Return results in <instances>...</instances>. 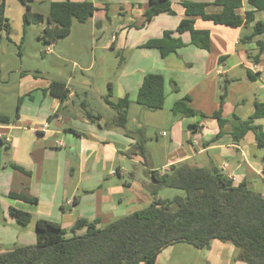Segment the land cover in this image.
I'll return each instance as SVG.
<instances>
[{
	"label": "crops",
	"instance_id": "crops-1",
	"mask_svg": "<svg viewBox=\"0 0 264 264\" xmlns=\"http://www.w3.org/2000/svg\"><path fill=\"white\" fill-rule=\"evenodd\" d=\"M15 1L19 2L17 6L12 0H5V17L13 29L12 42L0 30V115L14 118L22 99L19 121L0 124V254L37 242L36 229L18 225L11 215L12 208L30 213L35 225L46 220L69 231L79 219H85L98 220L99 226H106L148 207L153 200L152 172L164 174L175 164L189 163L207 169L216 166L234 185L245 183L264 196V146L259 145L253 132L239 143L231 136L233 115L246 120L255 113L256 102L264 103V51L260 53L258 46L259 42L264 43V35L246 40L253 36L257 22L264 23V11H256L255 20L239 28L197 18L195 27L211 32V51L191 45L187 32L181 35L186 46L177 54L162 58L158 50L143 46L162 38L165 31L177 32L186 18L181 2L206 3L208 13L213 14L221 11L214 6L215 0H172L175 15L161 14L146 25L150 0L120 1L115 9L116 19L122 23L118 26L120 33L112 35L105 45L95 43L93 29L99 21L110 20L111 7L103 0H99L100 4L90 0L97 7L92 20L81 28L75 26V21L68 37L45 49H52V54L47 55L53 56L56 73L48 68L31 71L22 61L5 59L7 43H14V39L23 44L29 31L38 33L40 42L41 34L33 27L43 31L46 26L25 25L26 8L20 0ZM62 1L65 0H35L32 10L47 16L50 3ZM45 2L46 11H37L35 4ZM247 10L255 9L244 0L240 14L244 16ZM60 41L65 44L59 48ZM67 41H71L68 47ZM109 48L130 52L132 58L117 76L106 75L104 62L99 65L96 74L101 82L96 90V52ZM72 56L78 60L68 67L65 63ZM257 57L258 64L254 61ZM255 65L260 66L261 72L253 70ZM148 74L165 78L166 102L161 111L153 112L137 104L139 89ZM4 76L7 82L3 81ZM55 81L65 83L70 91L64 101L48 92ZM109 84L114 102L125 98L131 101L126 129L114 124L117 111L105 100ZM224 88L227 95L223 118L229 123L223 136L209 144L221 132L213 115L221 108ZM243 94L251 97L242 98ZM188 96L191 106L203 117L173 115L174 104ZM2 99L10 100L14 114L5 110ZM191 125L199 127L193 130ZM254 125L264 131V118L255 120ZM154 130L166 138L162 153L148 148L149 143L159 142V137L151 136ZM140 144L145 147V157L133 152ZM12 164L22 170L13 169ZM164 193L163 189L158 198L178 196L173 192L162 196ZM10 194H24L38 201L33 204L10 198ZM189 247L192 246L178 244L165 249L156 264H246L236 260L233 245L218 240L212 242L209 250Z\"/></svg>",
	"mask_w": 264,
	"mask_h": 264
},
{
	"label": "trees",
	"instance_id": "trees-1",
	"mask_svg": "<svg viewBox=\"0 0 264 264\" xmlns=\"http://www.w3.org/2000/svg\"><path fill=\"white\" fill-rule=\"evenodd\" d=\"M26 8L24 23L26 25L46 24L40 35V41L52 45L68 37L75 21L87 24L97 11L90 1L51 2L47 16L34 13L32 4L35 0H20ZM255 10L240 14L244 0H215L214 6L221 9L219 13H208V4L182 1L186 18L180 23L177 35L165 31L162 38L152 39L143 47L156 49L162 58L186 46L181 38L183 33H190L191 45L211 51L212 41L209 30L195 27L196 19L202 18L216 25L239 28L255 20L256 11H264V0H246ZM150 7L145 13V24L161 14L175 15L172 0H150ZM108 12V9H106ZM6 2L0 4V30L11 41L12 26L5 17ZM264 35V23L254 25L253 37ZM260 53L264 43H258ZM258 64L259 57L254 59ZM175 90L178 91L177 88ZM48 92L64 101L70 91L65 83L53 82ZM112 84L108 85L106 102L117 111L115 126L126 129L129 121L131 101L129 98L114 102ZM227 95L224 88L221 96V108L214 113L221 132L209 144H215L224 134L223 129L229 123L223 118V106ZM20 99L14 118L0 115V124L10 125L20 119ZM165 78L161 74H148L139 89L137 104L156 112L165 107ZM188 96L177 101L173 115L184 118L203 117L191 106ZM255 113L246 120L234 116L233 131L235 142L239 143L248 132H253L260 146H264V131L254 125L255 120L264 118V103L256 102ZM193 130L199 126L191 125ZM2 140V139H1ZM4 141V140H2ZM5 142V141H4ZM134 153L145 157L146 150L140 144ZM13 169L22 170L12 164ZM154 183L150 190L152 203L143 210L117 219L106 226H99L100 221L89 222L79 219L71 230H65L46 220L36 225L37 242L34 245L16 246L13 250L0 254V264H156L159 255L167 248L178 244H187L204 251L211 248L212 242L218 240L236 248V260L246 264H264V196L253 191L245 183L234 185L221 169L214 166L209 169L189 163L175 164L169 171L160 174L152 172ZM163 189L184 192V196L172 199H159ZM10 198L37 204L24 194H10ZM11 215L19 225L27 227L32 223L28 212L12 208Z\"/></svg>",
	"mask_w": 264,
	"mask_h": 264
},
{
	"label": "rangeland",
	"instance_id": "rangeland-1",
	"mask_svg": "<svg viewBox=\"0 0 264 264\" xmlns=\"http://www.w3.org/2000/svg\"><path fill=\"white\" fill-rule=\"evenodd\" d=\"M103 1L105 4L106 3L110 4V7H111L110 8V20L103 19V21L102 20L99 21L97 24L94 25L93 31H94V35H95V43L99 44L100 42H103V45H105L109 41V39L112 38V35H118L120 33V31L118 30L119 29L118 26H121L122 23L118 19H116L115 9L119 7V4L121 3L120 1H123V0H103ZM12 2H13L14 6L15 5L17 6L19 4V2L15 1V0H12ZM34 3L32 4V6L34 5ZM97 4H100L99 0H97ZM35 6H36V10L40 11V12H45L47 9L46 2L44 4L36 3ZM100 24L102 25V27L99 28ZM75 26H79V28H81L84 25L82 23L76 22ZM33 28H35L34 30L39 31L40 34L42 33V30L38 29L39 27H33ZM12 33H13V29H12ZM36 35H38V33H36V32L33 33V32L29 31V33L27 34V38L25 36L23 44L18 43L14 39H13L14 43H11L12 41L10 43H7L8 49H7V52L5 55V59L7 61L17 62V63L22 61L24 67L26 69H30L31 71H35L37 69L48 68V70H51L52 72L53 71L56 72L57 71V64L53 62V56H49V55L41 52V49L43 51H45V49L49 45H45L42 41L38 42V38L36 37ZM60 42H59L58 47L60 45L65 44L62 41H60ZM70 42L68 43V41H67V43H66L67 47L71 45ZM88 45H89V52L91 53V44H88ZM96 55H97L96 57L98 60L97 67H96V70L94 72V75L96 76V77L94 76L95 82H96V84H95L96 90L99 89L100 82H101L99 80V78L97 77V74H96L98 69H99V65H101L104 62L106 65V69H107V70H105L107 72L106 75H110L112 73L113 76H117L118 74L121 75L123 73V71L125 70V68H127V67H125V62H128L129 59L132 58V53H130V52L119 51V50L113 51L110 48L106 49V50L98 49L96 52ZM76 56H78V55H76ZM86 56H87V53H86ZM72 57H73V59L71 61L65 63V65H67L68 67L73 66L75 59L78 60L77 57H75V56H72ZM123 58H125L124 62H123ZM7 79L8 78L5 79V76L3 77V81L6 80V82H7ZM8 85H10V83H8ZM249 96L251 97V94H243L242 98L243 97L249 98ZM1 102L3 103V107L5 108V110L9 114H14L15 109L13 110V104L10 102V100L2 99ZM151 136L154 139H156V137H159V140H158L159 142L153 143V144L149 143L148 144L149 150L152 149V150H154L155 153H158V152L162 153L161 148L164 147V142L166 141V138L161 137L159 130H154L151 133ZM164 192L165 193L162 196H165L168 192H173V195H175V193H176L178 196H184V192L179 191V190L164 189ZM17 224L19 225V223H17ZM20 226L23 227L22 225H20ZM27 227L29 229L32 227L35 231V229H36L35 221H33ZM27 227H24V228H27ZM189 248L193 249L192 247H189Z\"/></svg>",
	"mask_w": 264,
	"mask_h": 264
},
{
	"label": "built area",
	"instance_id": "built-area-1",
	"mask_svg": "<svg viewBox=\"0 0 264 264\" xmlns=\"http://www.w3.org/2000/svg\"><path fill=\"white\" fill-rule=\"evenodd\" d=\"M45 53H46V54H52V49H51V48L47 49ZM253 70H254L256 73H257V72H261V71H260V66H258V65H255V66L253 67ZM7 140L9 141L8 138H7ZM60 145H62V144H60Z\"/></svg>",
	"mask_w": 264,
	"mask_h": 264
},
{
	"label": "water",
	"instance_id": "water-1",
	"mask_svg": "<svg viewBox=\"0 0 264 264\" xmlns=\"http://www.w3.org/2000/svg\"><path fill=\"white\" fill-rule=\"evenodd\" d=\"M102 27V25L100 24L99 28Z\"/></svg>",
	"mask_w": 264,
	"mask_h": 264
}]
</instances>
